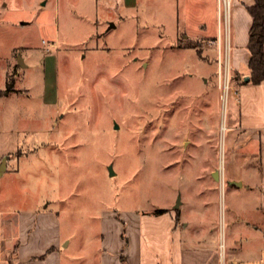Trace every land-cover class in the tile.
<instances>
[{"label":"rangeland","instance_id":"obj_1","mask_svg":"<svg viewBox=\"0 0 264 264\" xmlns=\"http://www.w3.org/2000/svg\"><path fill=\"white\" fill-rule=\"evenodd\" d=\"M189 7L187 0H138L121 10L109 0H0V89L8 57L7 82L19 90L0 100V124L21 131L13 174L0 180V210L16 213L1 211L0 223L14 224L18 211L42 202L79 261L99 248L113 212L172 211L180 200V220L196 224L206 211L222 229L226 212L245 210L246 190L231 184L243 172L231 171V77L226 88L212 54L178 46ZM192 42L201 49L204 41ZM47 54L57 58L51 100Z\"/></svg>","mask_w":264,"mask_h":264},{"label":"crops","instance_id":"obj_2","mask_svg":"<svg viewBox=\"0 0 264 264\" xmlns=\"http://www.w3.org/2000/svg\"><path fill=\"white\" fill-rule=\"evenodd\" d=\"M109 1L120 10L132 9L138 3V0ZM187 1L190 9L186 11V15H189L187 24L183 25V37L190 41L203 40V55L212 54L214 64L218 65L217 4L214 0ZM254 4L255 0H232L231 6L230 72L238 71L244 76L249 74L251 53L248 43L253 23L247 7ZM190 31L194 33L192 36L195 40L190 37ZM212 41L214 43L210 45ZM46 56L54 59V63L50 61L53 65L47 62L48 70L45 72L46 91L51 100L52 76L57 71V58L51 54ZM11 65L10 58L2 59L5 84ZM231 89L233 100H236L230 125L231 171L235 168L243 171L232 181L241 182L242 185L236 187L245 189L246 196L243 200L245 210L233 209L229 216L226 212L222 229L216 224V217L213 216L215 220L211 221V214L206 211L197 213L196 224L180 220L175 209L161 214L129 213L120 216L113 212L106 218V228L99 237V248L92 253H84L78 261L68 253L73 240L62 237L60 223L53 210L48 205L43 207L42 202H32L28 209L18 211L14 224L9 219L0 223V264H264V81L257 85L231 86ZM10 95L12 92L0 97V100ZM20 134L21 131H10L0 124V160L5 156L11 159V155L19 151ZM31 153L22 154L20 158ZM11 171L8 166L3 176L13 174ZM2 192L0 183V194ZM1 211L8 215L16 213L8 208H1ZM120 217L126 226L125 247ZM203 221L208 224L205 229L199 227ZM11 225L15 230L13 232L9 230ZM208 233L213 235L212 239L205 237ZM50 249L52 251L46 255ZM80 250L83 251L82 248Z\"/></svg>","mask_w":264,"mask_h":264},{"label":"trees","instance_id":"obj_3","mask_svg":"<svg viewBox=\"0 0 264 264\" xmlns=\"http://www.w3.org/2000/svg\"><path fill=\"white\" fill-rule=\"evenodd\" d=\"M247 9L253 19L248 43V50L251 53V59L248 65L249 74L244 76L238 71H233L231 73V86L244 84L257 85L264 81V0H255V4L248 6ZM180 42L181 43L178 45L180 48L197 49L198 53L201 54V49L197 42H192L188 39H182ZM14 91H16L14 81H8L6 88L4 90H0V97ZM164 212H167V210L160 209L156 211L158 214ZM122 237L125 241V247L127 244V237L124 223ZM51 251L52 249L48 250L46 255ZM46 255L42 256V259H44Z\"/></svg>","mask_w":264,"mask_h":264},{"label":"built area","instance_id":"obj_4","mask_svg":"<svg viewBox=\"0 0 264 264\" xmlns=\"http://www.w3.org/2000/svg\"><path fill=\"white\" fill-rule=\"evenodd\" d=\"M218 4L219 17V33L216 39L218 45V76L220 82H224L226 88L229 86L231 70L229 65L230 53V20H231V6L232 0H216ZM222 38H224V45L222 46ZM214 43V41H212Z\"/></svg>","mask_w":264,"mask_h":264},{"label":"water","instance_id":"obj_5","mask_svg":"<svg viewBox=\"0 0 264 264\" xmlns=\"http://www.w3.org/2000/svg\"><path fill=\"white\" fill-rule=\"evenodd\" d=\"M115 24L113 22L110 23V28H114ZM10 159V156H5L4 158H2V160H0V179L3 176V174L6 172L7 167H8V160ZM110 169V173L111 175H114V171L112 166L109 167ZM215 178L216 180H220V175L218 172L215 173ZM231 183L236 184L238 186H241V182H237V181H232ZM181 206V202L180 200L177 202V204L174 206L175 210H178Z\"/></svg>","mask_w":264,"mask_h":264}]
</instances>
